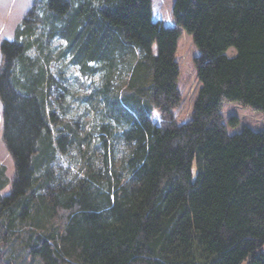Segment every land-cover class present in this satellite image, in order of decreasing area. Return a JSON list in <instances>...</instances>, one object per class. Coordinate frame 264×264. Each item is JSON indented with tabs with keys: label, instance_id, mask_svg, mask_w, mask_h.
Masks as SVG:
<instances>
[{
	"label": "trees",
	"instance_id": "obj_1",
	"mask_svg": "<svg viewBox=\"0 0 264 264\" xmlns=\"http://www.w3.org/2000/svg\"><path fill=\"white\" fill-rule=\"evenodd\" d=\"M171 15L154 21L152 0H33L2 40L14 173L0 163V264H264V129L228 133L222 114H264V0H173ZM180 29L198 89L177 122ZM54 37L90 78L81 95L51 69Z\"/></svg>",
	"mask_w": 264,
	"mask_h": 264
},
{
	"label": "rangeland",
	"instance_id": "obj_2",
	"mask_svg": "<svg viewBox=\"0 0 264 264\" xmlns=\"http://www.w3.org/2000/svg\"><path fill=\"white\" fill-rule=\"evenodd\" d=\"M173 0H152V19L160 21L166 26H175L171 15ZM33 4V0H0V43L4 39L13 40L15 29L21 23L23 17ZM65 41L59 37H54L48 43L47 49L52 56L51 69L55 73L62 71L68 79V86L72 87L77 95H81L87 90V84L90 78L81 74L78 66L70 64L69 56L59 58L56 53L64 46ZM198 54L197 49L192 43L190 35L180 29L179 37L177 39V47L175 58L179 66V79L178 85L181 94L180 105L173 110V115L177 122H182L187 119L190 114L192 101L198 89V83L195 75V67L193 65V58ZM226 54H234V50L229 48ZM2 54L0 51V63ZM61 69V70H60ZM80 104V103H79ZM77 102L70 103L69 114H75L82 109V104L76 107ZM2 107L0 102V163L6 168L8 177H12L14 173L13 160L7 151L3 140V120H2ZM222 114L224 123L227 127L228 133L239 132L243 127H249L252 130L258 131L264 129V114L261 112L252 111L248 108L242 107L235 102H225L222 106ZM230 115L238 118V124L231 127L227 123ZM152 120L159 123L160 117L156 111L152 114ZM67 157L65 156L62 163H66Z\"/></svg>",
	"mask_w": 264,
	"mask_h": 264
}]
</instances>
